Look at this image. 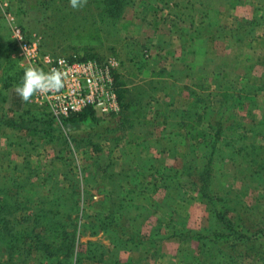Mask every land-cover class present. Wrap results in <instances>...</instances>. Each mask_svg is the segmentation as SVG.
Returning <instances> with one entry per match:
<instances>
[{"label": "rangeland", "instance_id": "1", "mask_svg": "<svg viewBox=\"0 0 264 264\" xmlns=\"http://www.w3.org/2000/svg\"><path fill=\"white\" fill-rule=\"evenodd\" d=\"M8 1L6 7L0 3V34L9 38L5 14L11 13L23 30L39 37L42 52L109 61L117 90L142 108L132 123H120L124 126L117 120L120 109L95 110L96 119L76 130L77 145L71 142L58 152V142L41 140L29 158L32 167L53 160L48 169L57 176L54 183L44 176L33 179L42 191L53 187L61 195L77 187L78 199L60 202L58 223L68 233L75 229L72 252L82 256V264H190L185 258L198 252V242L169 235L183 226L202 230L208 205L184 176L173 174L183 165L196 172L209 163V189L220 198L208 203L227 210L224 217L236 223L238 209H246L250 222L240 228L253 223L264 232V171L259 168L264 165V0H127L121 18L110 21L101 19L91 0L79 10L69 0H36L44 3L34 6V0ZM176 69L173 80L169 74ZM6 105L0 106V116L8 113ZM89 129L83 138L97 142L98 152L80 140ZM18 131L0 126L2 177L14 174L13 165L21 160L16 151L4 149L6 134ZM20 132L27 138L25 130ZM60 167L70 169L75 182H67ZM22 227L35 231L11 257L1 250L0 264L67 262L65 251L34 244L51 241L50 236H36L39 229L32 222L15 230ZM91 243L96 254L86 258Z\"/></svg>", "mask_w": 264, "mask_h": 264}, {"label": "trees", "instance_id": "2", "mask_svg": "<svg viewBox=\"0 0 264 264\" xmlns=\"http://www.w3.org/2000/svg\"><path fill=\"white\" fill-rule=\"evenodd\" d=\"M91 1L96 3L94 8L100 10L99 14L102 15L101 19L105 20L107 18L105 21L121 18L125 7L129 3L127 0ZM97 2L99 4H97ZM35 3L41 4L44 3V1L34 0V3H31V6H34L33 4ZM170 14L172 13L170 12ZM245 33V30L241 31L242 35H245ZM230 37L236 38V41L238 39V36L235 35H230ZM238 40L241 41V39ZM89 58L91 59V57L82 55V57H79L78 59ZM138 70L140 69L138 68ZM176 72L177 69L169 74L173 80L175 79L173 76H175ZM195 72L198 73L199 70H196ZM23 74L24 69L19 64V58L16 55V48L12 41L5 35L3 36L0 34V106L5 104L8 105H6L8 113L0 116V122L2 121V124L6 127H16L20 131L25 130V133L28 134L26 138L25 134L18 131L16 133L6 134L5 138L6 142L4 149H7L8 151L9 149L16 151L21 155V160L14 163V174L8 176L4 175V177L0 176V251L2 250L7 257H11L14 254L15 249L20 248L19 242L22 243L23 240H26V236L31 235V231H35L32 227L28 229L22 227L20 230H15V226L21 222H32L34 227L39 229L36 236L46 234L51 237V241H49V239L41 238L34 241V244L43 248L54 246V251H65L66 254L64 255V258L67 259V262L63 261L61 258L55 264H69L75 245V229L68 233L62 228L61 224L58 223V217L62 214L58 208L60 202L64 198L68 199V201H72L76 198L78 199L77 195L74 194L77 187L71 185V188L61 195H55L52 192L53 187L49 188V192L47 191L48 194L47 192L42 191L40 185H38V183L36 184L33 179L35 177L42 178V176H44L50 183H54L55 180H57V176L53 175V169H48V165L52 163L53 160L49 159L50 161L47 162L49 164L39 163V166L32 167L29 158L33 157L35 152L39 149L38 145L41 140L44 144H52L55 141L58 142V152H63L66 147H69V143L71 142H75L77 145V141L79 140L77 138L78 134L76 133V130L81 128L82 124L93 122V120L96 119L94 116L95 110L97 109L92 106H87L79 112L71 113L67 117H62L61 119H56L48 108L37 106L32 101L24 103L18 97L15 92V87L21 83ZM189 76H191L190 73ZM172 84H175V82L173 81ZM198 85L200 86L201 83H198L197 86ZM189 87L190 86L184 85V88L187 91L192 95L195 94V92ZM117 96L120 105V111L118 112L119 117L117 119L119 120V124L123 123L125 125L129 120L131 122L132 119L130 118H132L137 112L142 114L141 106L137 107V109L136 106L132 104V101H130V99L128 100L127 95L123 90H117ZM9 113L11 115H9ZM185 115L188 116L189 114L186 113ZM2 124L0 123V126ZM123 124L120 125L124 126ZM181 125L185 126L187 123L181 122ZM62 129L69 131V133H64ZM70 130H73L75 135L71 133ZM90 132L91 130L82 131L83 135L80 134L82 135L80 140L86 141V144H88L89 147H92L94 152H98L100 151V147L97 142L93 140L91 141V139H88L87 137L83 138L84 136L90 135ZM218 133L220 136L221 132L219 131ZM219 136L217 135V138ZM92 161L84 165L83 171L90 169L93 164ZM157 165H154L153 168ZM259 168L264 171V165H260ZM59 174H61L67 182L70 180L72 182L74 181L72 180L74 174L70 169L66 170L65 168L60 167ZM173 174L179 178L184 176L187 179L188 184L194 190L200 191V195L207 200L206 204L208 205V223L202 226V230H194L183 226L179 229H174L169 235L182 238L180 240L189 239L198 242V252L188 253L187 255L189 256L186 257L185 260L190 259V264H253L255 261L264 263V232L262 229H254L253 223L246 226L242 225V228L239 226L242 223L244 224V222H248L245 213L243 212L246 211V209H238L237 221L239 222L236 223L235 221L224 217L227 210L222 209V212H219L215 209L214 205L208 203L211 198H220L214 197V195L212 197L209 189L211 179V166L209 163L196 172H192L190 166L183 165L181 170ZM170 189L171 187L169 185L166 190L168 195L171 194L170 200H173L175 194L172 195ZM29 194L32 198L31 196L29 198ZM35 201L43 206L37 207V205L34 204ZM32 202L34 208L32 207V209H30V204ZM62 208L65 210L68 209L63 204ZM23 210H25L24 214L20 215V218L22 219H18V212ZM67 212L68 211H63L65 215ZM105 224L112 230L116 231L115 227L107 223ZM132 240L133 239H131V241ZM28 244L31 245V242ZM208 244H210L209 247H206ZM91 246L92 243L90 246H87L88 248H86V251L84 252L86 258H91L93 254H96V250ZM31 247L34 246L31 245ZM31 250H35V248H31ZM16 253L21 255L18 250H16ZM81 259L82 256L78 255L76 264H82ZM241 260L244 262H240Z\"/></svg>", "mask_w": 264, "mask_h": 264}, {"label": "built area", "instance_id": "3", "mask_svg": "<svg viewBox=\"0 0 264 264\" xmlns=\"http://www.w3.org/2000/svg\"><path fill=\"white\" fill-rule=\"evenodd\" d=\"M6 7L8 0H0ZM9 28V38L16 48L19 64L26 67L35 65L45 72L59 69L65 72L64 87L59 92L38 94L32 102L46 107L56 119L67 117L92 106L101 113L119 111L120 105L114 82L112 65L109 61L95 59H70L42 52L39 37L28 33L15 22L11 13L5 14Z\"/></svg>", "mask_w": 264, "mask_h": 264}, {"label": "clouds", "instance_id": "4", "mask_svg": "<svg viewBox=\"0 0 264 264\" xmlns=\"http://www.w3.org/2000/svg\"><path fill=\"white\" fill-rule=\"evenodd\" d=\"M70 6L79 10L88 4V0H69ZM65 72L59 69H51L45 72L43 69L31 65L25 68L22 81L15 87V92L24 103L31 102L38 94L59 92L64 87ZM78 255L71 257V264H76Z\"/></svg>", "mask_w": 264, "mask_h": 264}, {"label": "crops", "instance_id": "5", "mask_svg": "<svg viewBox=\"0 0 264 264\" xmlns=\"http://www.w3.org/2000/svg\"><path fill=\"white\" fill-rule=\"evenodd\" d=\"M7 30H8V27H7ZM8 36H9V31H8ZM138 72V71H137ZM173 82V81H172Z\"/></svg>", "mask_w": 264, "mask_h": 264}]
</instances>
